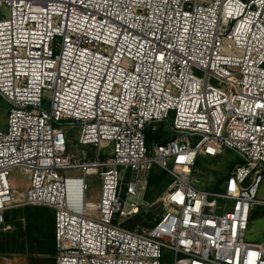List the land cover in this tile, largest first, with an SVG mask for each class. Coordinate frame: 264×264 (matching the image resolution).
Segmentation results:
<instances>
[{
	"label": "built area",
	"instance_id": "built-area-1",
	"mask_svg": "<svg viewBox=\"0 0 264 264\" xmlns=\"http://www.w3.org/2000/svg\"><path fill=\"white\" fill-rule=\"evenodd\" d=\"M0 97V227L14 207L52 208L56 264H163L166 250L264 264V241L246 240L264 206V0H0ZM159 125L172 135L149 145ZM72 129L91 153L69 152ZM227 150L240 162L224 184L198 188L199 158ZM151 165L171 176L164 212L130 229ZM14 168L30 177L20 198Z\"/></svg>",
	"mask_w": 264,
	"mask_h": 264
},
{
	"label": "rangeland",
	"instance_id": "rangeland-1",
	"mask_svg": "<svg viewBox=\"0 0 264 264\" xmlns=\"http://www.w3.org/2000/svg\"><path fill=\"white\" fill-rule=\"evenodd\" d=\"M6 12L3 11V17L6 16ZM9 110V104L0 97V130H6L7 128V114ZM173 118L171 117V121ZM160 131L168 136L172 134L164 125H159ZM72 137L69 139L68 150L69 152H80L82 150H88V146L75 145L78 144L79 132L75 129L71 130ZM240 162L238 155L230 150H227L223 155L216 158H199L197 166L194 170L195 177L199 180L195 185L203 190L212 191L218 190L221 187L228 176L234 170L236 164ZM160 167L156 165L150 166L149 176L152 173L155 176H162V183L151 184L148 188V192L140 191L133 197V201L138 202L140 205H145L150 202V205L141 209L138 215L130 218L126 221V227L133 226V229H145L151 227L157 221V219L163 214L164 209L161 203L158 201L159 196L165 190L161 191V185L167 186L171 181L169 173H164ZM65 176H81L79 170H66L63 172ZM11 180L16 188V197L20 198L24 191L27 189L30 183L29 174L19 168H14L11 171ZM87 191L86 201L97 202L100 200L101 195V178L99 175L90 174L86 177ZM161 191V192H160ZM258 199L264 198V180L257 193ZM25 206L14 207L8 211V219H6L5 225L0 227V242L2 248L0 249V264H36L38 260H46L49 264L48 255H43L47 246H43L42 243L36 241L28 235L29 225L23 220V218H17L14 215L15 210H21ZM130 205H127L129 208ZM50 210L55 214L54 210ZM22 215V214H21ZM55 218V216H54ZM134 223V224H133ZM55 227V219H54ZM246 240L250 242L261 243L264 241V206L254 205L249 228L246 231ZM165 260L163 264H171L173 255L170 251L164 252ZM51 263V261H50ZM53 263V262H52Z\"/></svg>",
	"mask_w": 264,
	"mask_h": 264
},
{
	"label": "trees",
	"instance_id": "trees-1",
	"mask_svg": "<svg viewBox=\"0 0 264 264\" xmlns=\"http://www.w3.org/2000/svg\"><path fill=\"white\" fill-rule=\"evenodd\" d=\"M168 137L169 136L167 133L163 134L161 131L158 134H152L150 131H147V143L149 145L151 144L153 139L166 140V138ZM163 172L165 174L167 173L166 171H163ZM162 176H155L152 173V176L150 177V180H149V186L151 184H156V183L161 184ZM164 188H166V186L165 184H162L160 188L161 191ZM14 215L17 218L19 217L23 218V220H25L28 223L29 225L28 235L31 238H34L36 241H39L40 243H42L43 246H47V249L45 250V252H41V253H45L43 255H48L50 257L48 258L49 264H56L55 227H54L55 214H53V212L50 210V207L28 205V206H25L21 210H15ZM6 219L9 220L8 212L5 216V223H6ZM128 228L133 229V226H130ZM1 248L2 246L0 242V249ZM164 260H165V256L163 257L162 261ZM45 261L46 260L40 259L37 261L36 264H47Z\"/></svg>",
	"mask_w": 264,
	"mask_h": 264
}]
</instances>
